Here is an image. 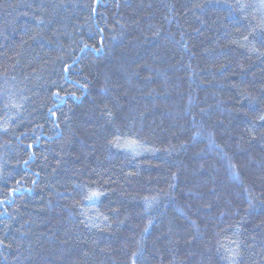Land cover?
Segmentation results:
<instances>
[{
	"label": "trees",
	"instance_id": "16d2710c",
	"mask_svg": "<svg viewBox=\"0 0 264 264\" xmlns=\"http://www.w3.org/2000/svg\"><path fill=\"white\" fill-rule=\"evenodd\" d=\"M0 264H264V0H0Z\"/></svg>",
	"mask_w": 264,
	"mask_h": 264
},
{
	"label": "snow or ice",
	"instance_id": "6c2138e0",
	"mask_svg": "<svg viewBox=\"0 0 264 264\" xmlns=\"http://www.w3.org/2000/svg\"><path fill=\"white\" fill-rule=\"evenodd\" d=\"M85 47H88V45H85ZM94 51H99L100 49H93ZM100 195H102V193L99 192H93L89 197H87L88 199H95L98 198Z\"/></svg>",
	"mask_w": 264,
	"mask_h": 264
}]
</instances>
